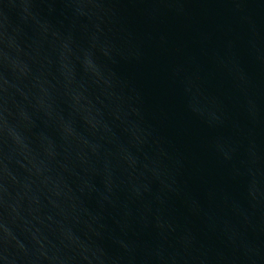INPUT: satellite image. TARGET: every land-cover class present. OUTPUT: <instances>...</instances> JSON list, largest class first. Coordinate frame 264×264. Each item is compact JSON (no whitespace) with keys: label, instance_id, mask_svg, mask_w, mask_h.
<instances>
[{"label":"water","instance_id":"95a60500","mask_svg":"<svg viewBox=\"0 0 264 264\" xmlns=\"http://www.w3.org/2000/svg\"><path fill=\"white\" fill-rule=\"evenodd\" d=\"M0 264H264V0H0Z\"/></svg>","mask_w":264,"mask_h":264}]
</instances>
